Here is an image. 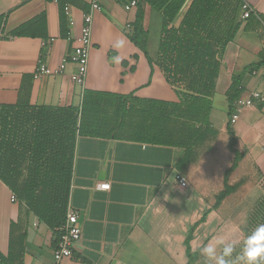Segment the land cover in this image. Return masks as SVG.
<instances>
[{"label": "crops", "instance_id": "1", "mask_svg": "<svg viewBox=\"0 0 264 264\" xmlns=\"http://www.w3.org/2000/svg\"><path fill=\"white\" fill-rule=\"evenodd\" d=\"M81 1L89 8V0ZM189 1L175 18L174 26H177ZM243 1L254 13L264 15V0ZM127 2L101 0V10L92 16L87 75L84 84L79 86L71 80L75 70L71 63L65 65L61 74L38 80H34L32 74L39 62L57 70L71 54L77 46L84 11L68 6L69 35L63 39L60 37L55 1L0 0V16H6L5 32L44 12L48 33L46 41L28 37L0 40V104L16 103L25 76L24 85L30 87L29 102L32 105L80 107L82 92L86 89L177 101L174 89L155 63L160 14L148 4H142L141 25L147 31L145 55L128 38L136 8L126 11L124 5ZM154 25L158 36L154 49L149 51V32ZM243 27L244 22L225 48L212 99L209 119L217 136L198 147L194 159L183 169L177 171L175 168L183 156L180 149L89 137L76 139L68 209L77 213L82 236L72 247L71 257L62 264H186L184 240L188 226L196 224L208 211L204 222L192 232L189 247L195 251L213 243L216 236H211L205 244L200 242L205 234L203 230L211 218L217 216L224 201L228 209L233 206L225 216V245L235 247L241 241L243 244V233L232 216L243 202L253 201L255 207L264 200V28L244 32ZM119 39H124L125 44L116 49L114 44ZM117 55L121 57L119 64L113 61ZM233 77L239 78L242 87L239 98L252 101L250 107L236 109L234 106L237 119L230 123L235 149L244 156L227 178L228 185L237 186L236 190L225 197L217 209L211 210L215 196L223 189V177H219V183L210 185L211 170H204L201 166L210 162L221 134L225 142V169L222 174L231 165L232 154L227 148L226 125L229 118L225 92ZM253 93H258L260 98H251ZM217 95L224 98L226 112V119L218 128L213 123V105ZM197 167L201 168L199 181L191 177ZM176 174L185 179V187L174 181ZM100 183L109 184V189H98ZM11 196L10 190L0 182V253L7 254L9 224L20 220L26 232L23 264H50L55 247L52 231L34 215H26L24 205L11 201ZM171 199H180L179 203L188 207L180 213L186 224L191 219V223L185 225L184 234L174 235V230H170L171 225L161 213ZM202 210L204 212L199 217ZM160 222L167 224L161 226ZM240 248H235L234 256L240 253ZM203 260L206 261V257L200 252L195 264H202Z\"/></svg>", "mask_w": 264, "mask_h": 264}, {"label": "trees", "instance_id": "2", "mask_svg": "<svg viewBox=\"0 0 264 264\" xmlns=\"http://www.w3.org/2000/svg\"><path fill=\"white\" fill-rule=\"evenodd\" d=\"M55 1L60 37L68 38L66 6L87 11L81 0ZM124 2V0H116ZM128 2L131 0H127ZM187 0H136V15L129 40L147 54V31L141 25L142 4H148L161 17L156 65L174 89L177 101L145 99L133 93L83 90L80 107L32 105L30 87L23 77L16 103L0 104V182L55 237L56 245L68 210L76 139L89 137L176 148L183 151L175 164L177 171L194 159L195 150L217 131L210 123L212 99L225 48L241 24L244 32L264 28V15L252 10L242 19L243 0H190L177 26L173 22ZM6 16H0V40L17 37L48 39L44 12L5 32ZM31 77H29L30 79ZM233 77L225 92L228 104L227 148L231 165L223 174V189L215 196L211 210L218 208L237 186L228 185L229 174L244 154L235 149L230 125L234 102L242 87ZM264 206V200L261 202ZM188 226L184 240L186 264H195L200 250L191 251L192 232L204 222ZM259 214L256 216V219ZM263 222V218H260ZM26 232L20 220L9 224L7 254L0 253V264H23Z\"/></svg>", "mask_w": 264, "mask_h": 264}, {"label": "rangeland", "instance_id": "3", "mask_svg": "<svg viewBox=\"0 0 264 264\" xmlns=\"http://www.w3.org/2000/svg\"><path fill=\"white\" fill-rule=\"evenodd\" d=\"M177 23V21H176ZM158 36V30H156L155 25L151 26L150 32H149V44H148V50L152 51L155 47V43ZM214 108H213V123L218 128L220 125L225 121L226 119V112H225V102L224 98L222 96H216L214 98ZM224 135L221 134L220 137L217 138L216 141V152L215 154L209 159L210 162H207L205 165L201 166L204 170H211V177L210 178V185L219 183V179L223 177V170L225 169V142L223 143L222 139ZM211 141V140H210ZM209 142V141H208ZM201 168L197 167L195 169V172L191 174V177H194L196 181H199V177L201 176ZM219 172V173H218ZM209 174V173H208ZM220 177V178H219ZM223 179V178H222ZM175 201V202H174ZM180 199L169 200L168 204H165L163 206L162 214L164 215L165 220H168V225L170 226V230H174L173 234L177 235V233L184 234L185 231V225L188 226L190 221H188V224L184 222V218H180L181 211H185L188 207L184 206L182 203H179ZM213 203L211 201L210 205ZM248 203V204H247ZM247 204V205H246ZM253 201L251 202H243L242 205H239L237 209L235 210V214L232 216V220L236 223V225H239V228L241 232L243 233V244L242 241L238 246H241L240 252L244 246V242L247 239V237L256 230L257 227L260 225H264V206L259 203L255 207H253ZM233 206H231L230 209H228L227 205L224 203L219 207V211L217 216H214L211 218V221H209V224L206 226V228L203 230L205 234L203 235L201 242L205 244L206 241L211 238V236H216L215 241L211 243L210 245L214 246L216 248V256L219 257L222 253L223 247L225 246V216L226 213L229 212L232 209ZM179 209H181L179 211ZM204 211L202 210L199 213V217L202 215ZM160 213V214H161ZM259 214V217L256 219V216ZM189 218V217H188ZM260 218H263V222H261ZM164 220V219H163ZM166 222H160L159 224L161 226H164ZM167 224V223H166ZM203 229V227H201ZM219 244V246H217ZM242 244V245H241ZM238 246H235L238 247ZM239 253V252H238ZM237 253V254H238ZM202 264H217L216 259H208L206 258V261L203 260Z\"/></svg>", "mask_w": 264, "mask_h": 264}, {"label": "built area", "instance_id": "4", "mask_svg": "<svg viewBox=\"0 0 264 264\" xmlns=\"http://www.w3.org/2000/svg\"><path fill=\"white\" fill-rule=\"evenodd\" d=\"M134 7H136V0H131L124 5L126 11H130ZM241 9L242 19H246L251 12V8L247 3H244ZM100 10L101 0H89L88 11L84 12L82 16L77 46L74 47L71 54L61 62L57 70H51L42 62H39L32 74L34 80H38L44 76L61 74L65 65L71 63L75 66V70L71 75V80L79 86L84 84L87 75L88 54L91 48L92 16ZM65 14L68 15V6L65 7ZM251 98H260V96L258 93H253ZM234 106L236 109L250 107L252 106V101L251 99L243 100L239 98L234 102ZM236 119L237 114L233 113L230 118V123H234ZM174 181L182 188L186 186L185 179L179 174L175 175ZM97 188L100 190H107L109 189V184L100 183L97 185ZM11 201H15L14 196H11ZM60 230L61 235L54 247L50 264H62L65 259L70 258L72 247L81 239L82 230L78 222V215L74 210H67L65 223Z\"/></svg>", "mask_w": 264, "mask_h": 264}, {"label": "clouds", "instance_id": "5", "mask_svg": "<svg viewBox=\"0 0 264 264\" xmlns=\"http://www.w3.org/2000/svg\"><path fill=\"white\" fill-rule=\"evenodd\" d=\"M124 39L115 42L114 48L120 49L124 46ZM116 64L121 62L119 55L113 57ZM201 254L208 259H216L217 264H264V225H260L245 240L240 253L235 256V247L227 244L223 247L219 257L216 256V248L212 245H205L200 249Z\"/></svg>", "mask_w": 264, "mask_h": 264}]
</instances>
